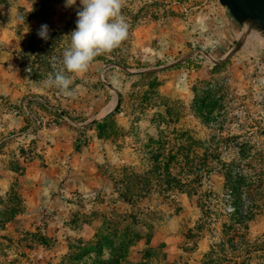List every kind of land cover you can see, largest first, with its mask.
Wrapping results in <instances>:
<instances>
[{"label":"rangeland","instance_id":"1","mask_svg":"<svg viewBox=\"0 0 264 264\" xmlns=\"http://www.w3.org/2000/svg\"><path fill=\"white\" fill-rule=\"evenodd\" d=\"M50 2L13 0L20 46L0 47V230L25 218L0 264H220L224 223L264 264L260 26L219 0H126L127 40L67 97L43 81L77 17L47 41L29 24Z\"/></svg>","mask_w":264,"mask_h":264},{"label":"clouds","instance_id":"2","mask_svg":"<svg viewBox=\"0 0 264 264\" xmlns=\"http://www.w3.org/2000/svg\"><path fill=\"white\" fill-rule=\"evenodd\" d=\"M77 0H65V7L76 6ZM126 0H79L76 26L70 33V44L63 51L62 66L50 74L43 84L62 95L74 96L76 79L84 78L97 57L112 54L128 38L129 25L122 8ZM37 35L47 41L49 27L42 24Z\"/></svg>","mask_w":264,"mask_h":264},{"label":"crops","instance_id":"3","mask_svg":"<svg viewBox=\"0 0 264 264\" xmlns=\"http://www.w3.org/2000/svg\"><path fill=\"white\" fill-rule=\"evenodd\" d=\"M50 5H52L50 16H32L30 18L29 24L32 30H36L38 32L42 24H47L50 32L52 26H61L67 21L70 22L71 20H74L76 17V6L66 8L65 0H51ZM13 11V0H0V33L2 31L4 32L0 34V47H5L11 50L20 46L18 44L13 47V42L12 44L9 43L10 37L8 36V33H12L16 29L15 26L18 22L15 21ZM22 46L24 47V50L22 51L23 55H34L35 50L32 51L26 49L25 45ZM38 203L39 201L37 200V203H35L36 207L38 206ZM24 219L25 218L21 215V213L18 212L15 214V217H10L8 222L5 221L4 229L0 230V250H6L7 243L11 245L13 241V228L20 226L18 224L23 223ZM9 255H12V253H9Z\"/></svg>","mask_w":264,"mask_h":264},{"label":"trees","instance_id":"4","mask_svg":"<svg viewBox=\"0 0 264 264\" xmlns=\"http://www.w3.org/2000/svg\"><path fill=\"white\" fill-rule=\"evenodd\" d=\"M190 170L188 169V172H190ZM177 179L178 178L176 176H172V175H168L167 176L166 184L168 185V189L170 188L172 190H175L174 188H175L176 185H178V186L182 185V183H181L182 181L179 180V179L177 180ZM146 181H148V180H146ZM181 190H183V189H181ZM189 190H192L193 192H197L196 189H189ZM248 218L249 217H248L247 213L244 214V215H240V218H239L238 222L241 223V224H246V221L248 220ZM224 226L225 227L223 228V231L221 232L222 233L221 240L223 241L222 244H224V243L230 244L231 251H226L225 248H224V245L217 244L218 247L216 248V257H217L216 258V263H220L221 264L224 261L229 260L228 256H230L229 254H231L232 257L230 258V260H233V264H248L247 260L252 258L251 253L255 252L257 249H255V247H253V245H252L251 248H249L248 246H244V247L241 246L240 247L238 244L234 245L233 244L234 235L229 237V234H230L229 230H230L232 225L224 223ZM240 228L242 229V227H240ZM234 232H235V236L237 238L241 239L238 231H234ZM242 242H244L243 239H242ZM245 247H248V248L243 249Z\"/></svg>","mask_w":264,"mask_h":264},{"label":"water","instance_id":"5","mask_svg":"<svg viewBox=\"0 0 264 264\" xmlns=\"http://www.w3.org/2000/svg\"><path fill=\"white\" fill-rule=\"evenodd\" d=\"M236 20L257 23L264 35V0H219Z\"/></svg>","mask_w":264,"mask_h":264},{"label":"bare ground","instance_id":"6","mask_svg":"<svg viewBox=\"0 0 264 264\" xmlns=\"http://www.w3.org/2000/svg\"><path fill=\"white\" fill-rule=\"evenodd\" d=\"M113 102H111L109 105H107L105 107V109L102 111V114H105L106 112H108L112 107H113Z\"/></svg>","mask_w":264,"mask_h":264},{"label":"built area","instance_id":"7","mask_svg":"<svg viewBox=\"0 0 264 264\" xmlns=\"http://www.w3.org/2000/svg\"><path fill=\"white\" fill-rule=\"evenodd\" d=\"M200 58H203L202 56H199Z\"/></svg>","mask_w":264,"mask_h":264}]
</instances>
